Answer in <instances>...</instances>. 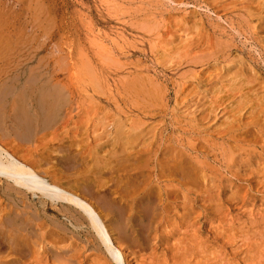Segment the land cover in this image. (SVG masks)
<instances>
[{"label": "rangeland", "instance_id": "rangeland-1", "mask_svg": "<svg viewBox=\"0 0 264 264\" xmlns=\"http://www.w3.org/2000/svg\"><path fill=\"white\" fill-rule=\"evenodd\" d=\"M134 78L147 87L139 84L144 93ZM40 91L62 92L71 102L70 124L55 135L77 143L88 138L94 149L96 159L84 162L87 172L95 170L99 187L80 193L102 221L111 219L122 229L121 207L166 210L143 241L124 229L116 239L118 233L108 230L121 253L118 264H264V0H0V147L19 160L36 147L23 140L21 97L35 93L37 112ZM119 129L122 148L142 157H109L108 143ZM100 144H107L104 150ZM60 157L52 154L42 169L91 177L75 160ZM10 185L0 179L1 209L24 208L16 210L45 230L43 239L33 234L24 248L0 244V264H80L83 258L96 264L102 255L112 261L102 246H86L79 234L85 222L71 205L26 192L13 197Z\"/></svg>", "mask_w": 264, "mask_h": 264}, {"label": "bare ground", "instance_id": "bare-ground-1", "mask_svg": "<svg viewBox=\"0 0 264 264\" xmlns=\"http://www.w3.org/2000/svg\"><path fill=\"white\" fill-rule=\"evenodd\" d=\"M230 3V2H229ZM217 9V8H216ZM219 19V18H218ZM180 20V19H179ZM199 20V19H198ZM50 21V20H49ZM41 23V22H39ZM141 25V24H140ZM156 26V25H155ZM178 27V26H177ZM183 27V26H182ZM177 29V28H176ZM139 30V29H138ZM152 31V30H151ZM156 31V28H155ZM173 32V31H172ZM181 33V32H180ZM194 34V33H193ZM150 35V33H149ZM183 35V34H181ZM184 36V35H183ZM193 36V35H192ZM197 37V36H196ZM190 39V38H188ZM187 42V41H186ZM187 44V43H186ZM190 47V46H189ZM206 47V46H205ZM225 47V46H224ZM194 49V48H193ZM82 55V52L81 54ZM197 55V54H196ZM83 56V55H82ZM70 57V56H69ZM78 57V56H77ZM179 57V56H178ZM80 59V58H79ZM85 59V57H84ZM103 59V58H102ZM185 59V58H184ZM182 59V60H184ZM87 60V59H86ZM106 61H108L107 59H104ZM147 61V60H146ZM176 61V60H175ZM117 62V61H116ZM115 62V63H116ZM200 62V61H199ZM89 63V62H88ZM87 63V64H88ZM106 63V62H105ZM108 63H113L109 60ZM118 65L120 64V62H117ZM159 63V62H158ZM83 68L85 67L84 64ZM89 65V64H88ZM3 66V65H2ZM91 66V65H89ZM116 66V65H115ZM174 66V65H173ZM87 67V66H86ZM111 67V66H110ZM92 68V66L90 67V69ZM93 69V68H92ZM42 70V69H41ZM88 70V69H87ZM221 70V69H220ZM93 71V70H91ZM111 71V70H110ZM48 72V71H47ZM88 74V73H87ZM23 75V74H22ZM107 77V76H106ZM113 77V76H112ZM33 78V77H32ZM93 78V77H92ZM101 78V77H100ZM126 78V77H125ZM136 78V77H135ZM134 78V80H136ZM30 79V78H29ZM76 79V78H75ZM86 79V78H85ZM89 79V78H88ZM108 79V78H107ZM15 80V79H14ZM94 80V79H93ZM139 80V78H138ZM142 80V79H141ZM36 81V80H35ZM54 81V80H53ZM95 81V80H94ZM144 81V80H143ZM37 82V81H36ZM47 82V81H45ZM50 82V81H49ZM131 82V81H130ZM139 81H135V83H137ZM13 83V82H12ZM33 83V82H31ZM55 83V82H54ZM132 83H133V79H132ZM131 83V84H132ZM56 84V83H55ZM98 84V83H97ZM106 84V83H105ZM127 84V82L125 83ZM141 86L142 82L140 81L138 83V86ZM144 84V83H143ZM142 84V87L144 86ZM253 84V83H252ZM31 85V84H30ZM15 86V85H14ZM51 86V85H50ZM131 86V85H130ZM138 87L141 89V87ZM150 86V84H149ZM18 87V86H17ZM28 87V86H27ZM62 87V86H61ZM129 87V86H128ZM127 87V88H128ZM146 87V86H144ZM151 87V86H150ZM255 87V86H253ZM258 87V86H257ZM64 88V85H63ZM131 88V87H129ZM128 88V89H129ZM137 88V89H138ZM147 88V87H146ZM13 89V88H12ZM23 89V87H22ZM65 90H67L66 88H64ZM122 89V87H121ZM140 89H138L140 91ZM15 90V89H13ZM12 90V92H14ZM58 90V89H57ZM56 90V91H57ZM100 90V89H99ZM148 90V89H147ZM159 90V89H158ZM4 91V90H3ZM63 91V90H62ZM135 91V90H133ZM11 92V93H12ZM19 92V90H18ZM67 92V91H66ZM64 92V93H66ZM149 92V91H147ZM159 92V91H158ZM9 93V92H8ZM21 93V92H20ZM137 93V92H136ZM139 93V92H138ZM141 93H144L141 89ZM161 93V92H160ZM35 94V93H34ZM33 93L31 94H27L23 97H21V104L23 105V107H26V122H27V126L24 132V139L22 136V139L25 141L29 140L32 143L36 142V147L33 148L32 150L26 151L25 153L20 154V160L19 158H16L13 154L8 153L6 150L7 149H2L0 147V179H3L5 181H8L11 185L8 186L7 188V192L10 194V196L12 195L13 197H17L20 196L19 198H21V196L23 195L24 192L31 194V197H36L39 196L42 199H45L47 201H49V203L55 205L57 203H66L65 205L69 204V206L71 205L75 210H76V214L79 213L81 218H82V222L84 224L85 222V227H86V231L85 232H80L79 234H83L85 237V243L86 246L90 245L92 243H95V248L97 247V249L100 251L102 248L101 246L104 248V252L106 251L107 254H109L111 260L113 261V263L118 264L119 258L121 259V253L115 249V247L113 246V244L110 241V236L108 234V230H110L111 232H116L118 233V237H116V239H119V237L121 236V234H124L125 232H129L131 239L133 240H141L143 241V237L145 235V237L147 236V238L149 237V235H151L152 231L155 233L154 229L151 230L153 224L157 225L159 223V221H156L157 217H160V219L162 220V216L164 217V214L166 213V210L162 209L160 206H151V207H121L120 209H118L117 214L119 216H121V218L123 217V225L125 226V228L119 227L118 225L116 226V222H113V220L111 219H105V221H102L98 215V213L96 212V210L94 209V207L90 204V202H88V200H86V198H83V196H81L82 193L80 189H97L99 186L96 184V182H94V176L95 175V170L94 169H90L87 172V162H84V159H96L94 158L93 155V148L87 146V142L86 140H88V138H80V140L78 141L79 143L76 142V140H74L75 138L70 137V136H65V137H59V135H55V131L58 128H63L64 126H68L70 124V122H68V118H71L70 116V106H71V102H69L67 100V98L62 94V92H38L35 95L36 98V104H37V112H35L34 110V103L32 100V95H34ZM126 96L127 93H125ZM132 94V93H131ZM135 94V93H134ZM150 94V93H149ZM154 94V91H153ZM156 94V92H155ZM154 94V95H155ZM197 94V93H196ZM12 95V94H11ZM160 95V94H159ZM9 96V95H8ZM14 96V95H13ZM71 97V95H69ZM68 96V98H70ZM97 96V95H96ZM135 96H137L135 94ZM156 96V95H155ZM7 97V96H5ZM143 97V96H141ZM146 97H149L146 94ZM15 98V97H13ZM144 98V97H143ZM151 98V96H150ZM161 98V95H160ZM6 99V98H5ZM17 99V96H16ZM156 98H154L152 101H154ZM3 100V99H2ZM19 100V98H18ZM134 100V99H133ZM139 100V98H138ZM145 100V99H144ZM84 101V100H83ZM143 103V102H142ZM81 104V103H80ZM147 104V103H146ZM6 106V105H5ZM143 106V105H142ZM141 107V106H140ZM148 107H150L148 105ZM13 109V106H12ZM143 109V108H142ZM139 110V109H138ZM145 110V108H144ZM13 111V110H12ZM143 111V110H142ZM9 112V111H8ZM35 112V113H34ZM200 112V111H199ZM2 114V113H1ZM7 114V113H6ZM84 114V113H83ZM242 114V113H241ZM87 115V114H84ZM220 115V113H219ZM3 116V115H2ZM236 116V115H235ZM9 117V116H8ZM8 117L6 118L8 120ZM264 117V115H263ZM2 118V117H1ZM206 118V117H204ZM117 119V117H116ZM19 120V118H18ZM119 120V119H118ZM263 120V119H262ZM2 121V120H1ZM6 121V120H5ZM20 122V121H19ZM246 122V121H245ZM12 123V122H11ZM18 123V122H17ZM264 123V122H263ZM258 124V123H257ZM4 125V124H3ZM12 125V124H11ZM119 125V124H118ZM6 126V125H5ZM14 126V125H13ZM117 126V125H116ZM115 126V127H116ZM137 126V125H136ZM134 126V128L136 127ZM20 127V126H19ZM114 127V125H113ZM18 130V127H16ZM125 128V127H124ZM106 129V128H105ZM209 129V128H208ZM16 130V131H17ZM123 130V129H122ZM127 130V128H126ZM125 130V131H126ZM8 132V130H6ZM20 131V130H19ZM52 131V132H50ZM131 131V130H129ZM128 131V132H129ZM137 131V130H136ZM135 131V132H136ZM124 132V130L122 131V133ZM48 133H50V135H48ZM127 133V132H126ZM125 133V134H126ZM219 133V132H217ZM10 134V133H9ZM110 134V133H109ZM121 134L120 129L118 130V132L115 133L114 137L112 138L113 140L110 141L109 146L110 148V152L109 157H111V155L113 156L114 154L116 155L114 159H139V157L141 156L138 152L134 150L135 153H133V155L131 154V152H126L127 150L122 148L123 146H126V144H122L121 142V138L119 137V135ZM107 135V134H106ZM116 135H118L116 137ZM219 135V134H218ZM9 136V135H8ZM49 136V137H48ZM103 136V135H102ZM121 136V135H120ZM126 136V135H125ZM128 136V135H127ZM143 136V135H142ZM59 137V138H58ZM133 137V136H132ZM16 138V137H15ZM6 139V138H5ZM17 139V138H16ZM21 139V137H20ZM18 139V142L22 143L21 140ZM86 139V140H85ZM110 140V138H108ZM107 139V140H108ZM85 140V141H84ZM102 140V139H101ZM255 140V139H254ZM3 142V140H0ZM152 141V140H151ZM257 141V140H256ZM8 143V142H7ZM29 143V142H28ZM77 143V144H76ZM89 143V142H88ZM9 144V143H8ZM31 145V144H30ZM107 144H100V146L98 148L103 149L105 148ZM34 146V143H33ZM137 148V147H136ZM93 149V150H92ZM17 153L19 154L18 148L16 149ZM92 150V151H91ZM248 150V149H247ZM91 151V152H90ZM108 151V150H107ZM104 151V152H107ZM103 152V151H102ZM143 152V151H142ZM146 152V151H145ZM255 152V151H254ZM15 153V152H14ZM144 153V152H143ZM148 153V152H147ZM197 153V152H196ZM52 154H60V158L58 159H73L76 162L77 167H82L81 168V172L82 174L85 175V173H90L91 177H70L68 176L66 173H64V171H60V173L57 172H50V167L47 169H42L43 167V163L46 161V159H50ZM167 155V154H166ZM173 155V154H172ZM105 156V155H104ZM158 156V155H157ZM182 156V155H181ZM142 157V156H141ZM179 158V157H178ZM83 159V160H82ZM100 159H106V157L100 158ZM99 159V160H100ZM168 159V158H167ZM176 159V158H175ZM181 159V157L179 158ZM184 159V158H183ZM174 161V160H173ZM92 162V161H91ZM133 162V161H132ZM131 162V164H132ZM185 163V162H184ZM47 164V163H46ZM228 164V163H227ZM189 165V164H188ZM147 166V165H146ZM99 167V166H98ZM132 167V165L130 166ZM129 167V169H130ZM145 167V166H144ZM73 168H76V166L74 165ZM94 168V167H93ZM40 169H42V173L44 175L50 176L51 178V182H48L46 179L42 177V175H40ZM97 169V168H96ZM143 169V168H141ZM259 169V168H258ZM261 169V168H260ZM137 170V169H136ZM169 170V169H168ZM262 170V169H261ZM66 171V170H65ZM128 171V170H127ZM187 171V170H186ZM220 171V170H219ZM40 172V173H39ZM80 172V173H81ZM129 172V171H128ZM189 172V171H188ZM132 173V172H130ZM263 173V172H262ZM70 174V173H69ZM82 174H79V176H82ZM123 174V173H122ZM128 174V173H127ZM219 174V173H218ZM124 175V174H123ZM147 175V174H146ZM186 175V174H185ZM107 176V175H106ZM183 176V175H182ZM258 176V175H257ZM142 177V176H141ZM149 178V177H148ZM264 180V178H262ZM139 180V179H138ZM127 181V180H126ZM149 180H146L145 182H147ZM99 182V181H98ZM97 182V183H98ZM138 182V181H137ZM140 182V181H139ZM143 183V182H142ZM6 184V182H5ZM129 184V182H128ZM147 184V183H146ZM145 184V185H146ZM4 185V184H3ZM111 185H109L110 187ZM113 186V185H112ZM152 186V184H151ZM7 187V186H6ZM73 187V188H72ZM140 187V186H138ZM143 187V186H142ZM1 188L3 189V187L1 186ZM65 188H69V189H73V193L72 192H68L67 189ZM119 189V188H118ZM6 190V188L4 189ZM130 192V189H127ZM141 190V189H140ZM86 191V190H85ZM90 191V190H89ZM138 191V188H137ZM87 192V191H86ZM91 192V191H90ZM121 192V191H120ZM125 192V190L123 191ZM128 192V193H129ZM133 192V191H132ZM229 192V191H228ZM3 193V192H2ZM8 194V195H9ZM121 194V193H120ZM146 194V193H145ZM2 195V194H1ZM4 195V194H3ZM87 195V193H86ZM90 195V194H89ZM125 195V194H124ZM131 195V194H130ZM7 195H4V197ZM28 196V195H27ZM123 196V194H122ZM157 196V195H156ZM3 197V198H4ZM9 198V196H7ZM101 197V196H100ZM129 197V196H128ZM146 197V196H145ZM144 197V198H145ZM11 198V197H10ZM40 198V199H41ZM89 198V197H88ZM114 198V197H113ZM142 198V197H141ZM13 199V198H12ZM18 199V198H17ZM23 199V198H22ZM97 199V198H96ZM130 199V198H129ZM9 200V199H8ZM7 200V201H8ZM20 200V199H19ZM26 200V199H25ZM100 200V199H99ZM128 200V199H126ZM149 200V197H148ZM152 200V199H151ZM227 200V199H226ZM22 200H20L21 202ZM28 201V200H26ZM97 201V200H96ZM104 201V200H103ZM14 202V201H13ZM19 202V201H18ZM25 203V202H24ZM41 203V202H40ZM105 203V202H104ZM107 203V202H106ZM2 204V203H1ZM12 204V203H9ZM102 204V203H100ZM109 204V202L107 203ZM116 204V203H115ZM120 204V203H119ZM134 204V203H133ZM216 204V203H215ZM19 205V204H18ZM20 205H22V203H20ZM25 205V204H24ZM30 205V204H28ZM41 205V204H40ZM52 205V206H53ZM103 205V204H102ZM101 205V206H102ZM121 205V204H120ZM33 206V205H32ZM43 206V205H42ZM68 206V207H69ZM119 206V205H118ZM130 206V205H129ZM14 207V204H13ZM16 207V206H15ZM31 207V206H30ZM35 207V206H34ZM3 208V207H2ZM6 208V207H4ZM3 208V209H4ZM18 208V207H16ZM10 209V210H3L0 207V244L3 243H11L12 245H14L15 248H24V246H27L30 244L28 243H33V241L31 242V236H33V234H35V236H39V238H42V236H44L43 233V226L42 224L35 223L34 225L30 224L27 222V220L24 218V215L22 214L21 211H18V209ZM37 208V207H36ZM44 208V207H43ZM70 208V207H69ZM105 208V207H104ZM24 209V208H23ZM23 209H19V210H23ZM28 209V207H27ZM35 209V208H34ZM71 209V208H70ZM107 209V208H106ZM116 209V208H115ZM116 209V210H117ZM26 210V209H25ZM73 210V209H72ZM110 210V209H109ZM229 210V209H228ZM33 212V211H32ZM59 212V211H58ZM34 213H36L34 211ZM39 214V213H38ZM42 214V213H41ZM33 215V214H32ZM64 215V214H63ZM26 216V215H25ZM43 216V215H42ZM79 216V217H80ZM196 216V215H195ZM31 217V215H30ZM36 217H38L37 213H36ZM107 217L109 218V216L107 215ZM262 217V216H261ZM42 218V217H41ZM40 218V219H41ZM49 218V217H48ZM37 219V218H34ZM32 220V219H31ZM43 220V219H41ZM78 220V219H77ZM39 221V220H36ZM145 221H147V223H145ZM104 222H107L108 225L107 227L105 226L106 224ZM43 223V222H42ZM236 223V222H235ZM61 224V223H60ZM145 224V226H147L146 224H148V228H144L143 225ZM201 224V223H200ZM234 224V223H233ZM78 225V224H77ZM80 225V224H79ZM78 225V227H79ZM203 226V225H202ZM201 226V227H202ZM218 226V224H217ZM77 227V226H76ZM190 227V225H189ZM193 226H191V230L193 232ZM47 228V227H46ZM62 228V227H61ZM142 228H144L145 230H143ZM157 228V227H156ZM197 228V226H196ZM218 228V227H217ZM75 229V228H74ZM79 229V228H78ZM123 229L125 232H123ZM200 229V228H199ZM198 229V230H199ZM45 230V229H44ZM63 230V228L61 229ZM77 230V229H76ZM209 230V229H208ZM66 231V230H65ZM196 231V230H195ZM194 231V232H195ZM201 231V230H200ZM212 231V230H211ZM219 231V230H218ZM60 232V231H59ZM77 232V231H76ZM92 232L95 234L92 237ZM47 233V232H46ZM62 233V232H61ZM63 233L64 230H63ZM115 233V234H116ZM186 233V232H185ZM153 234V233H152ZM193 234V233H192ZM201 234V233H199ZM212 234V233H211ZM46 235V234H45ZM62 235V234H60ZM83 235H80L81 237ZM112 235V234H111ZM186 235V234H185ZM215 236V234H213ZM54 236V235H53ZM152 236V235H151ZM154 236V235H153ZM194 236V235H192ZM190 236V237H192ZM196 236V233H195ZM189 237V238H190ZM198 237V236H197ZM231 237V236H230ZM56 238V237H55ZM90 238H92V240H90ZM122 238V237H121ZM120 238V240H121ZM188 238V239H189ZM196 238V237H195ZM43 239V238H42ZM54 239V238H53ZM180 239V237H179ZM182 239V238H181ZM192 239V238H191ZM199 239V238H196ZM63 240V239H62ZM112 240V239H111ZM123 240V238H122ZM184 240V239H183ZM187 240V238H186ZM213 240V238H212ZM229 240V239H228ZM250 240V239H249ZM248 240V241H249ZM43 241V240H42ZM42 241H40L42 243ZM179 241L178 243H181L182 240H177ZM127 242V241H126ZM187 242V241H186ZM192 244H196V241L192 240ZM217 242V241H216ZM221 244L223 243V240L220 241ZM219 242V243H220ZM68 243V242H67ZM114 243V242H113ZM191 242H189L190 244ZM218 243V242H217ZM218 243V244H219ZM230 243V242H229ZM6 244V245H7ZM37 244V243H36ZM184 244V242L182 243ZM220 244V245H221ZM224 244V243H223ZM222 244V245H223ZM228 244V243H225ZM243 244V243H242ZM35 245V243H34ZM162 245V244H161ZM178 245V244H177ZM187 245V244H184ZM229 245V244H228ZM226 245V246H228ZM3 245H1L2 248ZM11 246L10 244H8V247ZM37 246V245H36ZM181 246V245H180ZM189 246V245H188ZM41 247V246H40ZM57 246H54V248ZM62 247V246H61ZM111 247V248H110ZM118 247V246H117ZM179 247V246H178ZM199 247V246H198ZM224 250H225V246ZM222 247V248H223ZM248 247L247 245L245 246V248ZM38 248V247H36ZM87 248V247H86ZM150 248V247H149ZM176 248V247H175ZM182 248V247H180ZM189 248V247H188ZM229 247H227L228 249ZM4 249V248H3ZM6 249V247H5ZM10 249V247H9ZM46 249V248H45ZM94 249V248H92ZM183 249V248H182ZM8 250V249H7ZM54 250V249H53ZM36 251V250H35ZM43 251V250H42ZM65 251V250H64ZM63 251V252H64ZM79 251V250H78ZM227 251V250H226ZM230 251V250H229ZM228 251V252H229ZM12 252L13 248H12ZM37 252V251H36ZM46 252V251H45ZM55 252V250H54ZM59 252V250H58ZM57 252V253H58ZM70 252V250H69ZM105 252V253H106ZM201 252V251H200ZM48 253V252H47ZM46 253V254H47ZM79 253V252H78ZM102 253V252H101ZM230 253V252H229ZM234 253H237L234 252ZM27 254V253H26ZM38 254V253H37ZM45 254V255H46ZM72 254V253H71ZM82 254V252H81ZM103 254V253H102ZM101 254V255H102ZM203 254V253H202ZM228 254V253H227ZM231 254V253H230ZM229 254V255H230ZM41 255V254H40ZM49 255V254H47ZM78 255V254H77ZM215 255V254H214ZM239 255V254H238ZM238 255L236 254V256L238 257ZM27 256V255H26ZM64 255H61L59 258H63ZM181 256V255H180ZM220 256V255H219ZM29 257V256H27ZM67 257V256H66ZM72 257V256H70ZM84 256H81V258ZM154 257V256H153ZM230 257H233V255H231ZM235 257V256H234ZM236 257V258H237ZM25 258V257H24ZM69 258V256H68ZM152 258V257H151ZM193 258V257H192ZM30 259V258H29ZM28 259V260H29ZM64 259V258H63ZM86 259V258H85ZM80 262V264H85L84 260ZM190 259V258H189ZM234 259V258H233ZM238 259V258H237ZM240 259V258H239ZM238 259V260H239ZM191 260V259H190ZM215 260V259H214ZM231 260V259H230ZM237 260V261H238ZM47 261V260H46ZM62 261V260H61ZM111 261V262H112ZM122 261V260H121ZM132 261V260H131ZM235 259L231 262H234ZM44 262V261H43ZM63 262V261H62ZM111 262H108V260H106L105 256H99L98 259L96 260V264H111ZM239 262V261H238ZM236 262V264L238 263ZM135 263V262H134ZM157 263V262H156ZM217 263V261H213L212 263H206V264H215ZM261 263V262H260ZM52 264V263H51ZM66 264V263H65ZM145 264V263H144ZM161 264V263H160ZM218 264V263H217ZM239 264V263H238ZM242 264V263H240ZM247 264V263H246Z\"/></svg>", "mask_w": 264, "mask_h": 264}]
</instances>
